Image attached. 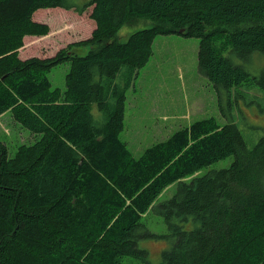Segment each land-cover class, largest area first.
Wrapping results in <instances>:
<instances>
[{
    "label": "trees",
    "instance_id": "1",
    "mask_svg": "<svg viewBox=\"0 0 264 264\" xmlns=\"http://www.w3.org/2000/svg\"><path fill=\"white\" fill-rule=\"evenodd\" d=\"M50 7L92 8L96 28L50 57L22 58L26 35L50 31L34 12ZM143 17L150 27L117 39ZM170 33L200 38L199 71L229 120H197L135 157L120 136L127 91ZM253 52L264 54V0H0V114L41 134L14 156L0 140V264L147 261L142 239L168 242L162 264H264V134L250 145L234 106L264 91V68L251 74L239 60ZM64 62L66 88H53L48 73ZM228 155L229 167L200 174ZM149 212L164 233L148 228Z\"/></svg>",
    "mask_w": 264,
    "mask_h": 264
},
{
    "label": "rangeland",
    "instance_id": "2",
    "mask_svg": "<svg viewBox=\"0 0 264 264\" xmlns=\"http://www.w3.org/2000/svg\"><path fill=\"white\" fill-rule=\"evenodd\" d=\"M91 10L89 8L82 14L62 7L36 10L34 20L47 23L50 31L44 35H26L20 56L50 57L69 43L90 37L96 28ZM151 25V18H140L134 25L123 26L117 39L124 42L133 32ZM199 43V37L178 33L156 36L153 53L146 65L139 69L125 102L124 128L120 136L135 157H140L148 147L197 120L215 117L220 124L229 120L223 113L215 85L199 71ZM260 54L253 52L246 60L239 59L251 74H259L264 68V54ZM69 69V62L52 68L48 77L53 88H66ZM251 91L247 99L239 97L236 101L234 97V106L241 109L236 121L249 144L253 145L264 134V91L258 87ZM227 99L224 100L225 105H228ZM94 107L93 111L99 116L98 106L95 104ZM40 137V133L32 132L17 121L11 111L0 114V140L7 145L10 156L16 154L19 146L34 144ZM233 159V155H228L205 166L200 174L229 167ZM176 189L177 183H173L156 201L170 198ZM144 218L152 232L164 233L167 230L162 216L155 212H149ZM167 245L164 239H142L140 246L150 252L148 260L125 256L123 264H162V251Z\"/></svg>",
    "mask_w": 264,
    "mask_h": 264
},
{
    "label": "water",
    "instance_id": "3",
    "mask_svg": "<svg viewBox=\"0 0 264 264\" xmlns=\"http://www.w3.org/2000/svg\"><path fill=\"white\" fill-rule=\"evenodd\" d=\"M183 30H181V32H182Z\"/></svg>",
    "mask_w": 264,
    "mask_h": 264
}]
</instances>
